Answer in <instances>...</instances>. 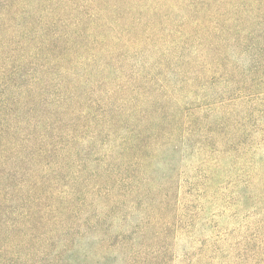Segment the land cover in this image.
<instances>
[{"label":"rangeland","instance_id":"374dc122","mask_svg":"<svg viewBox=\"0 0 264 264\" xmlns=\"http://www.w3.org/2000/svg\"><path fill=\"white\" fill-rule=\"evenodd\" d=\"M73 1L82 2H70ZM139 1L109 0L105 8L118 4L138 17ZM182 1L169 0L164 8L171 11L170 4L182 5ZM8 2L12 7L5 14L7 1L0 0V23L6 25L0 32V150L4 146L8 155L4 166L5 178L0 175V249L7 245L22 258L28 256L33 264H131L130 257L136 260L133 264H142L153 260L160 246H164L166 251L163 264H190L206 254H212L214 260L220 252L223 255L213 264H258L253 260V252L260 256L264 253V239L263 236L256 237L253 225L262 218L260 208L264 212V203L260 201L259 206L249 209L243 198L246 191L235 190V177H229L219 189L217 203L214 204V188L205 183L210 157L206 159L193 147L187 149L183 156L171 154L169 149L164 155L166 150H163L160 153L164 155L163 161L155 159L152 170L142 179L137 190L132 181L124 180L135 175V166L126 172L122 162L114 159L111 170L106 172L96 153L100 145L88 150L87 136L93 132L95 124L82 118L85 113L100 112L101 102H106L110 90L118 82L116 78L121 75L115 72L112 82L102 85H98L96 80L109 76L117 67L124 69V75L129 72L127 60L119 56L120 45L112 40L115 32L123 26L111 31L92 25L93 34L103 40L95 42L91 37L75 48L73 46L74 60L87 62L95 56L98 63L82 67L68 61L71 70L65 78L68 91L61 89L59 92V81L54 78L49 81L43 74L44 82L26 96L22 89L30 84L33 76L30 73L34 72L29 67L17 82L18 92L22 91V95L17 97L13 90L6 88V77L1 75V71L13 70L25 52L33 51L41 41V30L47 24L50 25L49 35L60 30L72 33L64 22L82 16L78 11L73 12L70 4L63 9L55 5L56 0ZM50 8L64 22L52 19L48 12ZM143 15L146 19L150 12ZM130 21V17L123 19L122 24L129 25ZM23 27L29 28L26 37L20 32ZM156 36L160 37L159 34ZM145 46L148 49L152 47L147 43ZM229 53L238 60V66L245 68L247 61H243L239 47H230ZM216 55L210 52L206 60L210 62ZM100 62L109 63L112 71L101 72L98 69ZM183 67L187 75L195 74V77L185 87L187 96L179 94L177 97L188 103L192 111L205 112L203 107L221 99V82L209 80L200 65ZM88 71L93 76H86ZM256 72L249 75L247 70L243 72L249 76L251 93L255 92L253 83L262 73ZM9 93L11 98L18 100L16 103L6 95ZM224 94L229 93L226 90ZM60 95L70 100L75 95L78 99L67 106L68 102L54 101ZM152 95L160 103L161 94ZM117 97L124 98L125 95ZM108 106L115 112L128 110L119 102L112 101ZM163 106L169 110L166 103ZM59 108L68 109L59 111ZM120 115L117 116L124 120ZM259 119L254 116L250 127L261 129L264 134V117ZM124 124L132 126L131 122ZM16 126L18 132L12 134ZM117 132L122 134L123 131ZM28 133H31L33 147L25 148L23 155L28 161L23 164L18 160L22 167L17 170L13 153L21 150L20 146H24L22 136ZM44 135L49 136L47 143L51 149H45L47 153L38 158L39 152L46 147L41 144ZM250 140L256 148L249 151L248 157L264 165V137L253 135ZM7 143L10 144L8 147ZM60 143L64 144L61 148ZM55 172L59 174L56 176ZM261 190L262 185L258 183L247 193L254 195ZM177 219L181 221L177 223ZM171 224L178 225L176 230ZM215 234L220 237L218 241L214 240ZM252 236L257 238L251 242L255 246L249 249L242 247L244 240ZM259 242L263 244L258 246ZM125 244L131 245L132 253L125 251Z\"/></svg>","mask_w":264,"mask_h":264},{"label":"trees","instance_id":"16d2710c","mask_svg":"<svg viewBox=\"0 0 264 264\" xmlns=\"http://www.w3.org/2000/svg\"><path fill=\"white\" fill-rule=\"evenodd\" d=\"M6 1L5 14L12 7L10 2ZM70 1L56 0L55 5L62 6L63 9L70 4L71 10L80 12L82 18L64 22L55 15L53 8L48 12L52 19L63 21L64 26L70 27L72 33L60 30L49 35L50 33L47 32L50 25L47 24L41 30V41L33 51L25 52L13 66V70L1 71V75L6 77L4 82L6 88L13 90V94L17 97L18 94L22 95V91L18 92L17 82L21 79V74L30 67L34 71L30 73L33 76L30 84L22 89L26 96L44 82L43 74L47 75L49 81L53 78L59 81V92L61 89L68 91V84L65 83L66 76L71 74L68 61L82 67L98 63L95 56L90 57L87 62L74 60L73 46L75 48L80 42L91 37L95 42L103 40L101 36L93 34L92 25L111 31L122 25L119 32H115L112 40L120 45L119 56L127 60L129 72L124 75V69L120 67L112 71L109 63L100 62L98 69L101 72H112L109 76L96 80L98 85L111 83L115 72L121 76L116 78L115 81L118 82L110 90L106 102H101L103 106L100 107V112L91 111L85 113L82 118L95 124L93 132L87 136L88 150H94L97 144L100 145V150L97 149L96 153L106 172L111 170L114 159L122 162L121 165L126 172H130L132 166H135L136 169L133 170L135 175L124 180L129 183L132 181L131 183L139 190L142 179L152 170L156 158L162 162L164 159L162 156L169 150L171 154L179 153L183 156L187 149L193 147V150H197L206 159L210 157L205 183L209 188H214L212 201L214 204L217 203L219 189H222V184L229 177H235L233 186L235 190L246 191L243 198L249 209L259 206L260 201L264 203V165L248 157L249 151L256 148L250 140L251 137L253 135L264 137L261 129L250 127L254 116L260 119L264 117V90H262L264 0H183L182 5L170 4L171 11L164 8L169 0H140L138 17L120 8L118 4H111L110 8L106 9L109 0H82L81 3ZM146 12H150V15L144 19L143 14ZM168 12L172 14L169 15ZM129 17L130 24H122L123 19ZM5 27V24L0 23V32H3ZM20 32L26 37L29 28L23 27ZM145 43L152 46L151 49H148ZM232 46L240 48L243 61H247L246 69L238 66V60L229 53ZM210 52L217 55L209 62L206 58ZM184 65H200L209 80L221 82V99L203 107L205 112L192 111L188 103L177 97L179 94H182V97L187 96L185 87L195 77V74L189 76L184 72ZM245 70L248 71V75L255 74V71L262 72L253 83L254 93L250 91L249 76L243 73ZM85 73L88 77L93 76L91 71ZM9 80L11 82L7 83ZM226 90L229 93L227 95L224 94ZM157 92L161 94L160 103L156 102L152 95ZM6 95L13 102L18 101L16 98H11L10 93ZM117 95H125V97L118 98ZM77 99L75 95L71 100L60 95L54 98V101L68 102V106ZM112 101L121 103L128 110L125 113L120 110L115 112L108 106ZM165 103L169 108L167 111L163 106ZM21 105L22 102L19 106ZM67 109L59 108V111ZM120 113L124 120L117 116ZM206 115L209 117L203 118ZM71 116L76 115L71 114ZM126 122H131L132 126L126 127L124 124ZM120 129L123 131L122 134L116 133ZM17 132L16 126L12 134ZM196 138L197 142H195ZM22 140L24 146H20L21 150L13 153L17 170L22 167L19 166L22 165L19 161L23 164L28 161L23 155L25 148L33 147L31 133L23 135ZM48 140V135L41 137V144L46 147L39 152L38 158L47 153L45 149H51ZM9 145L7 143L6 147ZM59 145L60 148L64 146L62 143ZM4 148L3 146L0 150V175L5 178L4 166L8 155ZM150 150L152 153L149 152ZM163 150H166L164 155L160 154ZM58 174L59 172H55L56 176ZM258 183L262 185L263 190L254 195L247 193L250 187ZM260 211L263 216L253 227L256 237L263 236L264 239V212L262 208ZM180 221L176 220L177 223ZM171 226L176 230L178 225L171 224ZM123 236L124 234L121 237ZM256 237L252 236L244 240L245 245L242 247L253 248L255 244L251 242L256 241ZM219 238L215 234L214 240L218 241ZM262 244L263 242L257 243L258 246ZM124 249L127 253H132L131 245L125 244ZM165 252L164 246H160L155 258L149 262L146 260L142 264H163L166 258ZM222 255L223 252H220L216 259ZM238 258L240 259V256ZM214 260L212 254H206L199 256L190 264H213ZM253 260L258 264H264V253L260 256L253 252ZM135 261L130 257L131 264ZM25 262L34 263L28 256L22 258L17 252H12L7 245L1 247L0 264H25Z\"/></svg>","mask_w":264,"mask_h":264}]
</instances>
